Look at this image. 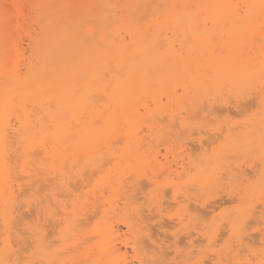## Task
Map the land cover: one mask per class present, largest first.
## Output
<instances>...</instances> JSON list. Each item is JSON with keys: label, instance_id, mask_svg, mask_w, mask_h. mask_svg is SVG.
I'll return each instance as SVG.
<instances>
[{"label": "bare ground", "instance_id": "6f19581e", "mask_svg": "<svg viewBox=\"0 0 264 264\" xmlns=\"http://www.w3.org/2000/svg\"><path fill=\"white\" fill-rule=\"evenodd\" d=\"M21 1L22 0H11V3L16 6L17 9H21ZM240 2L242 3V6H240V3L238 2H234V0H34V3L31 4V10L35 14L34 22L38 26L39 30L36 32L35 36H31L30 40L35 58L37 60L35 61L37 63H34V66L32 67H30V65L28 71L24 74L21 71L17 70L18 68L16 67V64L14 65L15 60L12 61V57L10 58V60L6 58L7 52L9 50L6 46L9 42H7L9 33L8 37H5L7 35L4 33L5 31L0 36V214L2 215L4 221H6V219L8 218L7 214L9 213V210L11 208L13 197H15V191H13L10 181L11 177L13 176H11L10 172L11 169H13L14 171V168H12V166L9 164V159L7 160V149L9 145L8 142H10L8 141V139L9 137H11L9 136L10 133H13V135L17 134L19 136V139L27 142L29 145H31V147L42 143L41 145L43 151H41L51 160L49 163L51 170L59 179V181H61L60 183L65 186H68L70 184L69 173L66 169L68 166L71 169H76V167L79 168L78 172L82 177L84 176L83 170L85 166L84 165L82 167L83 162L90 167L92 166V168L96 166V168L98 167L97 169L100 168V170H103L101 169V167H105V164L107 165V163H103V165L101 162L102 160L104 161L103 157H105L103 154L104 147L110 144L112 145V143L117 144L121 142L119 140V137H121V135L123 137V130L126 131L127 138L130 140L129 143H127V145L124 147L123 155L126 156L127 159L131 157V160H133L132 156L134 157L135 166H132V168L137 169L140 172L142 170L149 169L151 171L150 175L153 174L154 178H157L158 174L160 172L163 173V171H166V169L172 171L171 167L163 164V162L158 158L157 154V156L155 155L153 158L151 156V160L149 159V156L143 157L142 154H140L137 148L139 142L133 139V131L135 129V126L136 124L138 125V122H140L141 120L142 113L140 108L143 107L146 114L151 113V109L149 106L150 102L147 103L145 101V98L149 97L155 105V110L160 112L165 107H163L162 105L161 98L163 92L166 91L164 93H170L172 91L171 93L173 94V96H170V100H172L176 95L175 93L177 92L176 86L184 82L187 83L183 86V92L184 94H186L187 91L193 92L192 95H190L193 102H209L211 99L215 100L219 97V95L222 94V90L224 89V87H228L230 89L238 88V91H245L252 83L257 82V84H262L264 82V0H240ZM25 7L23 8L25 9ZM0 8L2 7L0 6ZM0 11L3 12V10L1 9ZM14 13L16 14V12L13 11V14ZM7 16L11 17L10 13L7 14ZM7 16H5L6 22L10 20L9 18V20L7 19ZM13 17L15 18V15ZM149 17H151V19L149 20V22H146ZM1 18L2 13L0 12V23L2 22ZM157 24H160V26H164L166 28L164 30L162 29L160 31H154L153 27ZM15 25L16 24L12 25L11 27H15ZM171 28H174L175 33H171V36H169L170 34L168 30ZM176 33L177 36L173 38L174 34ZM258 37H261V39L258 40ZM5 38H7L6 41L4 40ZM216 39L219 41V44L217 43V47H219L220 49L219 52H217V47L215 46L216 43L213 42ZM176 43L179 45V48L176 47ZM10 50L11 54L13 55L12 52H15V48L13 49L12 47ZM184 52L186 53L185 55H183ZM223 52L225 53L222 54ZM14 56H16L15 53ZM229 92L232 93L231 91ZM94 97L95 100L96 97H98L97 101H94L95 103H93L92 100V98ZM177 99L179 100V98ZM253 99L257 98L255 97ZM183 102L184 101H182V103ZM96 103L97 105H95ZM206 106L207 105H204V107ZM224 108L226 109L225 111L228 110L227 107H223V109ZM207 109L209 111V108ZM230 109L231 108L229 107V110ZM203 111H205V109ZM202 113L203 112L201 111V114ZM194 114L195 112L192 113V115ZM199 114L200 113H198V115ZM12 115H16V119H14V121L16 120L15 122H13V119H11L14 118V116L12 117ZM192 115V118L196 116ZM208 115L209 113L207 114V116ZM164 116L166 117L167 114ZM176 119L178 120V118ZM176 119L175 121H177ZM163 120L166 121V118H164ZM262 123H264V119H258L254 123L252 131L246 133L245 139H248L247 142L249 143V141H253L249 140L252 139L250 137H256V140L261 143L262 151L264 153V133L263 130H261V128L263 127ZM175 124H173L174 126L172 125L173 128L176 126ZM172 126H170V128ZM120 133L121 135H119ZM150 133L152 134V131ZM220 135L221 134H219L218 136L221 139L222 137ZM122 137L120 139L124 138ZM117 140H119V142ZM246 140H243L240 137L233 138L231 141L233 147L231 149H235L237 147V149H239L240 151L241 148L247 145ZM143 141L145 142L144 139ZM181 141L182 140H180V142ZM102 145H104V147H102ZM254 147L252 149H254ZM203 148H205V146ZM37 150L38 153H33L35 154V158L36 156H38V154L41 153V151L39 153V149ZM226 150L225 147L224 150L221 149L217 157L215 156L214 161H210L209 163H207V165L209 164L207 168H205L204 165L205 169L200 173L199 176L202 187L209 188L212 185H216V183L214 184V182L216 181L214 170L221 162L223 163V156ZM180 153L177 154V156L180 155V157H183V154L185 155V153H183L181 156ZM112 154L114 153H111V155ZM191 154L193 153L191 152ZM205 156L207 157V155ZM112 158L114 159V157ZM120 158L121 157L119 156V159ZM127 159L126 161H128ZM182 160L184 161L186 159L183 157ZM106 161L107 158L105 162ZM123 162L125 161H121V163ZM191 163V161L188 162L189 166ZM188 164L181 162L180 169H176V174L178 177L181 178L182 175H187L189 173V171L187 170L192 167H187L186 165ZM119 169L122 173L121 177L119 176L118 178L120 184V181L126 172H123L125 169L123 165L120 166ZM91 171H94V168L93 170L91 169ZM114 172L116 173V171ZM42 174L44 173L42 172ZM33 175L35 176V174ZM150 175L147 176L152 179V176L150 177ZM86 176L88 177V175ZM133 176L135 175H132V177ZM46 177L44 178V180H48V177ZM88 179L92 181V177L91 179L88 177ZM113 179L112 182L107 181L109 184V189L113 191L114 194L118 192L117 194L119 195L120 190H123V188L120 189L119 187V189H116L114 185H111L113 183ZM82 181H85V179H83ZM90 181L87 182L86 185L90 183ZM76 182H78V180ZM139 182L142 183V181ZM122 183L123 182H121V184ZM83 184L85 183L82 182V185ZM58 186L59 185H57V187ZM258 186L260 192L264 193V182L260 183ZM45 187L47 188V186ZM131 187H129L128 190H131ZM38 188L37 191H43L45 189L43 187V190H38ZM100 190H103V188ZM68 191V193H72V191ZM125 192L120 193V202L116 200L117 198L115 199V203L113 202V197V199L104 197L103 192H101L102 195L98 199L96 198V202L102 204L109 203L112 212L117 216L121 213V215L123 216V225L127 228V230H129V232H132L134 234L131 235V237H134L133 247L139 252V264H163L166 259H168V249L173 246L171 243H168L171 241H167L168 238L166 237H164L166 239L157 237V234L155 235L156 237H154L152 231L150 230V227L148 228L146 224V227L143 226L144 222L142 220L145 219L142 218L143 215L141 216V212H139L140 209H134L136 204L133 207L134 203L138 201H135V198L133 197H137L139 195H134L132 197V195H129L127 192ZM184 196L186 197L188 195ZM141 198L142 197H140L139 200ZM159 200L160 199L158 198V203L156 204L157 206H155V208L157 207V210L162 212L163 204L166 205V202L162 204ZM231 200L233 202L235 199L233 200L232 198ZM96 202H93L92 200L91 206L93 207V203ZM214 202L216 203L217 201ZM214 202L211 201V203ZM76 203L77 205L79 204L78 202ZM99 203H96V206L94 207L99 206ZM59 204L60 203L58 202V205ZM191 204L194 203L192 202ZM60 207L62 208L61 211H63L65 215L69 213V211H67L68 207L66 208V205H61ZM118 208L120 209V212H116ZM35 209L31 208V210ZM100 209L98 210L100 211ZM216 209L214 208V210ZM111 210H107V215ZM145 211L146 210L144 209V212ZM94 212L97 213V215L99 214L98 211ZM209 212L211 213L212 211H208V213ZM80 214L82 215L83 213H79L78 215ZM97 215L95 214V216ZM185 215L186 214H184V216ZM91 216H93V213ZM205 216L206 215L204 214V218ZM241 216L238 217L233 224H231V230L235 234V237L237 236L239 238L242 233L247 230L245 227H242L244 223H247L246 216L245 218L243 216V218H241ZM63 217L65 216L63 215ZM87 218H89V216H87ZM87 218L85 220H88ZM138 219H141V221L143 222H141L139 225V227L141 228H139L137 225ZM90 220L88 222L89 225L84 224L85 226H88V228L90 225H92V221L90 223ZM171 220L173 221V219ZM56 221L58 220L56 219ZM62 221L63 220H61V222ZM56 224L57 223H54V225ZM59 224H61L62 226V223H60V221L58 225ZM80 224L81 223L79 222L78 216L74 217L73 220H64L62 238L64 242H66V244L69 243L70 246H73L72 248H77L78 244L79 247L81 242L84 240L83 243H85L87 240L86 238H88L83 236L84 239L82 237L83 240L81 242L78 241L77 243V240H79L78 231ZM224 224L225 223H223V225ZM111 225L104 224L97 230L98 235L101 236V240L100 244L97 245L99 247L98 251L100 256L98 259L95 258L97 260L96 264H123V257L121 254L123 247L121 248V245L119 246L117 245L118 243L115 242V238L116 236H118L119 230ZM162 225L163 224L160 223L161 228H163ZM13 227H17V225H13ZM142 227H144L145 229H142ZM159 228H157V230ZM24 232L25 231H23V233ZM52 233L54 232L52 231ZM161 234L160 236H162ZM35 235L37 234H34V236ZM164 235L166 236L167 234L164 233ZM79 236L81 237V235ZM174 236L176 237V235ZM220 237H218V239ZM243 237L244 236H242L241 238ZM91 239L92 238H90L89 236V241ZM243 239L248 238L245 237ZM189 240L190 244L194 245L195 240ZM124 244L125 246H130L131 242L130 240L125 241ZM72 251H74V249ZM76 251L78 252V250ZM96 251L97 250L94 249L93 253H96ZM7 254L8 253L6 249L0 251V264L8 263ZM89 256L92 258V253H87V256L84 257L85 261L82 260L84 262L82 264H86L87 259L90 258ZM91 258L90 261H87L90 262V264L92 261ZM95 259L93 260L94 262ZM79 260H81V257ZM69 263L71 262L69 261ZM216 264L220 263L218 262Z\"/></svg>", "mask_w": 264, "mask_h": 264}, {"label": "rangeland", "instance_id": "374dc122", "mask_svg": "<svg viewBox=\"0 0 264 264\" xmlns=\"http://www.w3.org/2000/svg\"><path fill=\"white\" fill-rule=\"evenodd\" d=\"M3 1H6V2H3ZM21 2H22L21 9H17V7L11 3V0H1L0 6L2 8H0V9L3 10V12L0 11L2 13V18H1L2 22L0 23V36L3 34L4 31H5L4 33L7 34L5 37H8V33H9L8 39L7 38L4 39L5 41L7 39V42L9 41L8 43L6 42L7 43L6 46L9 49L7 52L6 58L8 60H10L11 57L14 58V59L11 58V60L12 61L15 60L14 65L16 64V67L18 68L17 70L21 71L24 74L28 71V68L30 65H31L30 67H32V66H34L33 65L34 63L35 64L37 63L36 62L37 60L35 58V55H34V52H33L32 46H31L30 38H31V36L36 35V32L39 30V28L36 25V23L34 22L35 14L31 10V4L34 3V0H25V1L22 0ZM234 2H238V3H240V6H242V3L240 2V0H234ZM6 5H8V6H6ZM23 7H25V9ZM11 10L16 12V14L15 13L13 14V11H11ZM9 13H10L11 17L7 16V14H9ZM14 15H15V18L13 17ZM5 16H7V19L9 18L10 20L8 19L9 21L6 22ZM150 19H151V17H149V19H147L146 22H149ZM261 19H263V18H261ZM14 24H16L15 27L14 26L11 27ZM164 26H160V24H157L153 27V30L154 31L155 30L160 31L162 29L164 30L166 28ZM172 29L174 30V28H171L169 30L167 29L169 31V34H170L169 36H171V33H175V30L173 31ZM168 31H166V32H168ZM13 33H15V34H13ZM176 36H177V33L174 34L173 38H175ZM257 39L260 40L261 37H258ZM213 42L216 44L217 43L219 44V41L217 39L214 40ZM216 44H215V46L217 47L218 44L217 45ZM12 47H13V49L15 48V52H12L13 55L10 52L11 51L10 49ZM176 47L179 48V45L177 43H176ZM185 48H187V47H185ZM12 51H14V50H12ZM219 51H220V49H219V47H217V52H219ZM14 53L16 56H14ZM224 53L225 52H223L222 54H224ZM253 53H256V52H253ZM185 54L186 53L184 52L183 55H185ZM186 83L184 82V83L178 84L176 86L177 92L175 93L176 95L173 97L172 100H170V96H173V94L171 93L172 91L170 92L171 94L168 92L164 93L166 91L163 92V94L161 95V98H162V105H163V107L164 106L165 107L160 112L155 110V105L149 97H146L145 101L147 103L150 102L149 106L151 109L150 110L151 113L146 114L143 107L140 108L141 113H142L141 120L139 119L140 122H138V125L136 124L135 129L133 131V139L137 140L139 142L137 148H138L140 154H142L143 157L149 156L150 160L157 154L158 158L163 162V164L171 167V170L174 171V172H172V171L166 169V171L164 170L163 173L160 172L158 174L157 178H154L153 174L150 175L151 171L149 169H145V170H142L140 172L137 169L132 168V166H135L134 157L132 156L133 160H131L130 159L131 157H129L127 159V157L123 155L124 147L130 141L127 138V134H126L125 130L122 131L124 138L122 137L121 133L119 134V135H121V137L124 140L120 139L121 137L118 136L119 140L121 142H119V140H117L119 142L117 144L112 143V145L110 144L106 147H104V145H102V147H104L103 154L105 157H103L104 161L102 160L101 162H102V164L107 163V165L103 164L105 167H103V166H102L103 168L101 167V169H103V170H100V168L97 169L98 167L96 168V166H94L93 167L94 171H97V172L91 171V169L93 170L92 166L90 167V166L84 164V162H83L82 167L84 165L85 166H84V170H83L84 176L82 177L78 172L79 168L76 167V169L75 168L71 169L68 166L66 168L67 172L69 173V181H70V184L68 186L62 185L60 183L61 181H59V179L56 177V175L51 170L50 165H49L51 160L49 159L48 156H46L42 152L43 151L42 150L43 148L41 145L42 143L31 147V145H29L27 142H24L21 139H19L18 138L19 136L17 134L13 135V133H10L9 136H11L12 138L9 137L10 140L8 139V141H10V142H8L9 145H8V149H7V157H8L7 160L9 159V161H8L9 164L12 166V168H14V171H13V169H11V172H10L11 176L12 175L14 176V177L13 176L11 177L10 181H11V186H12L13 191H15L14 192L15 197H13L11 208L9 210V213L7 214L8 218L6 219V221H4L2 215L0 214V251L6 249V251L8 253L7 256H8V263L9 264L10 263L20 264L21 262H22L21 264H47V263H51V264H55V263L56 264H72L73 263V264H76L77 262H78L77 264H82V263H84L82 260L85 259L84 257L87 256V253L88 254L92 253L93 257L91 258L90 257L91 255L89 256L92 259V261L95 258L98 259L100 254L98 251L99 247L97 245L100 244L101 236L98 235L97 230H98V228H100L104 224H106V225L112 224L111 226H114L117 230H119V234H118V236H116L115 242L118 243L117 245H119V246L121 245V248L123 247L122 252H121L122 257H123L122 258L123 262L122 261L121 262L123 264L124 263H126V264H139V252L137 250H135V248L133 247L134 246V242H133L134 237L133 236L131 237V235H134V234L132 232H129V230H127V228L123 225V223H122L123 216L121 215V213H120V215L118 214V216H117L115 213L112 212L109 203L102 204V203L96 202V198L98 199L102 195L101 192H103V196L106 198H109V199L114 198L113 202H115L116 198H117L116 200L119 201L120 193L125 192V191L129 195H132V197L134 195H139L137 197H133V198H135V201L138 200L137 201L138 203L137 202L134 203L133 207L136 204L134 209H140L139 212H141L140 214H141V216L143 215L142 218L145 220H142L144 222L143 223L141 221L142 218L140 220L138 219V223H137L138 227H139L140 223L142 222L144 224L143 225L144 227H146V226L148 228L150 227V230L152 231V234L154 235V237H156V236L160 237V238L166 237V238H168L167 241H171L168 243L169 244L171 243L173 246L170 249H168V254H167V258L168 259L170 258V259L169 260L166 259V261L163 264H166V263H168V264L169 263L170 264H178V263H181V264H216L218 262L220 264H235V263L236 264H264V209H263L264 208V193H261L260 190L258 189V187H259L258 185L260 183L264 182V155H263L264 153L262 151V145L259 141L256 140V137H250L252 139H249V140H253V141H249V143L247 142L248 139L247 140L245 139L246 133L252 131L254 123L258 119H260V120L264 119V82L262 84L261 83L257 84V82L252 83L251 85H249V88L245 91L244 90L238 91V88L230 89L228 87L227 88L224 87V89L222 90V94L219 95V97L217 99H215V100L211 99L209 102H207V101L193 102V100L191 99V96H190V95H192L193 92L187 91L186 94H184V92H183L184 91L183 86ZM229 91H231L232 93H230ZM233 91H235V92H233ZM95 96H97V95H95ZM167 96H169V97H167ZM252 96H253V98L256 97L257 99H253ZM250 97H251V100H250ZM177 98H179V100ZM97 99H98V97H96V100H95V97L92 98L93 103H95L97 101ZM185 99H187V100H185ZM182 101H184V102L182 103ZM212 101H214V102H212ZM211 103H212V106H211ZM199 104H201V105H199ZM214 104L218 105V106H215ZM95 105H97V103ZM197 105H198V108H197ZM204 105H207V106L204 107ZM239 105H241V106H239ZM223 107H227L228 110H229V107L231 109L229 111L227 110L228 111L227 112V111H225L226 110L225 108L223 109ZM238 107H240L241 109ZM188 108H190L191 110ZM201 108H202V110H201ZM207 108H209V111ZM204 109H205V111H203ZM198 110H199V112H198ZM223 110H224V112H223ZM182 111H183V113H182ZM189 111H191V112H189ZM201 111L203 112L202 114H201ZM216 111H218V112H216ZM178 112L179 113L181 112V113L179 114ZM194 112H195L194 115H196V116L192 115V113H194ZM212 112H214V113H212ZM198 113H200V114L198 115ZM208 113L210 115V116L208 115L210 118L207 116ZM218 113L219 114L221 113V114L219 115ZM166 114H167V116L165 117L164 115H166ZM190 114L194 117L192 118ZM175 115H177V116H175ZM13 116H14V118H11V119H13L12 121L15 122L16 120L14 121V119H16V115H12V117ZM187 116H189V117H187ZM170 117H171V119H170ZM164 118H166V121L163 120ZM176 118H178V120ZM175 119L177 121H175ZM191 119H193V120H191ZM230 120H231V122H230ZM212 121H214V122H212ZM210 123H211V125H210ZM246 123L248 126L246 125ZM173 124L176 125L174 128H173V126H174ZM262 125H263V127L261 128V130H263V133H264V123H262ZM170 126H172L171 128H173V129H171ZM223 128H224V130H223ZM181 130H182V132H181ZM139 131H140V133H139ZM151 131H152V134L150 133ZM214 131H216V132H214ZM171 132H174V133H171ZM219 134H221L220 135L222 137L221 139L218 136ZM168 135H170V136H168ZM215 135L218 137H216ZM235 137H240L243 140H246L247 145H245L243 148H241L240 151H239V149H237V147L235 149L234 148L231 149L233 147V144L231 143V141ZM247 137H249V136H247ZM125 139H126V141H125ZM143 139L145 140V142L143 141ZM11 140L13 141L14 144L12 143ZM180 140H182V141L180 142ZM149 144L152 146V148ZM203 145L205 146L206 149L203 148L204 147ZM224 147H225V150L227 149L226 151H228V152L230 151V152L228 153L225 151L224 156H223L224 157L223 163L221 162L218 165V167L214 170V176L216 175L215 176L216 181L214 182V184L216 183V185H212L209 188L202 187L200 179H199L200 173L205 168H207V166H209V164L207 165V163H209L210 161L211 162L214 161L215 156L217 157V155L220 153L221 149L224 150ZM253 147H254V149H252ZM32 149H33V151H32ZM37 149H39V153L41 150L42 151L35 158V154H33V153H38ZM148 150H149V152H148ZM177 151L179 153L181 151V153H180L181 156L183 153H185V155L183 154V157L186 160L183 161L182 160L183 157H180V155L177 156V154H179ZM191 152L193 154H191ZM201 152H202V154H201ZM211 152L214 154H212ZM242 152H244V153H242ZM111 153H114V154L111 155ZM205 155H207V157ZM227 155L228 156L230 155V156L228 157ZM14 156H16V157H14ZM19 156H20V158H19ZM119 156L121 157L120 159H119ZM151 156H152V158H151ZM112 157H114V159ZM43 158H45V159H43ZM106 158H107V161L105 162ZM108 158L110 159V162H109ZM111 159H113V160H111ZM126 159L129 162L126 161ZM17 161H18V163H17ZM121 161H125V162L121 163ZM189 161H191L194 166L192 165V163L189 166V164H188ZM181 162L188 164L186 166L189 168L190 167H192V168H190L191 171L188 168L189 170H187V171H189V173L187 172L188 173L187 175H182L180 178L176 174L177 173L176 169H180ZM232 163H233V165H232ZM122 165L125 167L123 172H126V173L123 175V177L120 181V184H119L118 178H119V176L121 177V174H122L119 168ZM204 165H205V168H204ZM224 165L225 166L228 165V166L225 167ZM213 167H215V166H213ZM106 170H108V171H106ZM114 171H116V173ZM42 172L44 174L45 173L46 174L44 175V174H42ZM147 172H148V174H147ZM91 173L93 174V176ZM33 174H35V176ZM41 174H42V176H41ZM226 174H227V176H226ZM17 175H19V176H17ZM86 175H88V177L90 179L92 177V181L93 180L94 181L93 182L90 181ZM132 175H135V176L132 177ZM147 175H150V177L152 176V179L149 178ZM46 176L48 177V180L47 179L44 180V178ZM187 176H188V178H187ZM53 177H55V178H53ZM83 179H85V181H82ZM112 179H113V183L111 185H114V187L116 189H119V187H120V189L123 188V190H124V191L120 190L119 195L117 194L118 192H116V194H114V192L109 189V184L107 181L112 182ZM154 179H155V181H154ZM39 180H41V181H39ZM77 180H78V182H76ZM80 180L83 183H85V184H83L84 187H83L82 182ZM88 180L90 181V183H88L86 185V183L89 182ZM69 181H68V183H69ZM139 181H142V183H140ZM48 182L49 183L51 182V183L49 184ZM52 182H54V183H52ZM121 182H123L122 183L123 185L121 184ZM135 183H137V184H135ZM29 184H31V185H29ZM48 184H49V186H48ZM77 184H80V185H77ZM57 185H59V186L57 187ZM85 185H86V187H85ZM172 185H174V186H172ZM183 185H184V187H183ZM45 186H47V188ZM74 186H75V188H74ZM129 187H131L130 189L132 190V192H131V190H128ZM168 187H170V188H168ZM37 188H38V190L39 189H41V190L44 189V190L43 191L39 190L40 191L39 192V191H37ZM102 188H103V190H105L106 188H108V189H106L105 191L100 190ZM164 188H165V190H164ZM240 188H242V189H240ZM159 189L162 193L159 191ZM68 190L72 191V193L71 192L68 193L69 192ZM223 191H224V193H223ZM136 192H137V194H136ZM47 193H48V196H47ZM183 194L188 195V196L185 197ZM156 195H157V197H156ZM179 196H180V198H179ZM140 197H142V198L139 200ZM197 197H198V199H197ZM158 198L160 199L159 201H161L162 204L166 202V205L163 204L162 212L157 210V207L155 208V206H157L156 204L158 203V201H157ZM217 198H219L220 200ZM232 198H233V200L235 199L236 201L234 200L232 202V200H231ZM46 199H48V200H46ZM68 199H70V200H68ZM94 199H95V201H94ZM227 199H229V200H227ZM43 200H44V202H43ZM57 200H59V201H57ZM92 200H93V202L99 203V206L94 207V206H96V203H93V207H92L91 206ZM150 200H151V202H150ZM20 201H21L22 205L20 204ZM211 201L212 202L217 201V202L211 203ZM41 202H42V204H41ZM58 202L60 203L59 205H58ZM76 202L79 203L78 204L79 207H78ZM154 202H155V204H154ZM192 202L194 204H191ZM62 203H64V204H62ZM75 203H76V205H75ZM87 203L90 205H88ZM218 203H220V204H218ZM54 204H56V205H54ZM61 205H64V206L66 205V208L68 207L67 208V211H69L68 214L65 215V213L63 211H61L62 210V208L60 207ZM86 206H87V208H86ZM151 206L153 209L151 208ZM207 206H208V208H207ZM19 207H21V208H19ZM204 207H206V208H204ZM213 207L215 209L216 208L217 209L214 210ZM31 208H33V209L36 208V209L31 210ZM80 208H81V210H80ZM143 208L146 210L145 212H144ZM92 209H93V211H92ZM98 209H100V211ZM108 209L111 211H110V213L108 212L109 214L107 215ZM163 209H164V211H163ZM197 209H199V210H197ZM94 211H96V212L98 211L99 214L97 215V213H95ZM208 211H212V212L211 213L209 212L210 213L209 214ZM57 212H58V215H57ZM85 212H86V214H85ZM116 212H120V209L118 208V210ZM214 212H215V214H214ZM79 213H83V214L78 215ZM92 213H93V216H91ZM94 213L97 216H95ZM202 213H203V215H202ZM184 214H186V215L184 216ZM204 214L206 215L205 218H204ZM54 215H56V216H54ZM63 215L65 217H63ZM241 215L244 218L246 216V219H247L246 222L247 223H244L242 227H245L248 231L247 230L244 231L239 238L237 236L235 237V234L231 230V224H233L234 221H236L237 218L240 217ZM77 216L79 218V222L81 223L79 226V231H78L79 240H77V243H78V241L81 242L84 239V237H88V238H86L88 241L85 239L86 240L85 243H83V241H84L83 240L81 242V244L83 243L82 245L80 244L79 247H78L79 244L77 245L78 249L72 248L73 246H70L69 243L66 244V242H64V240L62 238V230L64 227V220L65 221L66 220H73L74 217H77ZM87 216H89V218H87ZM242 216H241V218H243ZM86 218L88 220H85ZM108 218H110V219H108ZM251 218L253 221L251 220ZM56 219L58 221H56ZM171 219H173V221ZM61 220H63V221L61 222ZM89 220H90V223L92 221V223H91L92 225H90L88 228V226H85V225H89V223H88ZM17 221H20V222H17ZM59 221H60V223H62V226H61V224L58 225ZM54 223H57L56 225H58V226L54 225ZM160 223L163 224L162 225L163 228L160 227ZM223 223H225V224L223 225ZM145 224H146V226H145ZM13 225L14 226L17 225V227H13ZM141 226H142V224H141ZM144 227H142V229H145ZM139 228H141V227H139ZM157 228H159V229L157 230ZM220 228H222V229H220ZM48 229H49V231H48ZM23 231H25L26 233L24 232L25 233L24 234ZM52 231L54 233H52ZM27 232H28V234H27ZM59 232H60V234H59ZM33 233L37 234V235L34 236ZM38 233H40V234H38ZM159 233L160 234L162 233L161 234L162 236H160ZM164 233H166L167 235L165 236ZM51 234H52V236H51ZM79 235H81V237ZM174 235H176V237ZM89 236H90V238H92L91 239L92 241L91 240L89 241ZM242 236H244L243 238L246 237V238L251 239V240L243 239V238H241ZM82 237H83V239H82ZM171 237H172V239H171ZM198 237H199V239H198ZM218 237H220V238L218 239ZM166 238H164V239H166ZM216 238H217V240H216ZM53 239H54V241H53ZM189 239H193V241L195 240L194 245L190 244ZM202 239H204V240H202ZM241 239H243V240H241ZM129 240L131 242V245L125 246L124 242L129 241ZM34 241H35V243H34ZM176 241H177V243H176ZM180 241H181V243H180ZM202 241L203 242L205 241V242L203 243ZM145 242H147V241H145ZM34 244H35V247H34ZM261 244H263V245H261ZM87 245H89V246H87ZM81 246H83V247H81ZM91 248H93V249H91ZM73 249H74V251H72ZM86 249H88L89 251ZM94 249L97 250L96 253H93ZM76 250H78V252ZM85 250H86V254H85ZM9 251H10V253H9ZM83 254H84V256H83ZM9 256H10V258H9ZM243 256H245V257H243ZM80 257H81V260H79ZM75 258H76V260H75ZM90 258L87 259V261H90ZM225 258H226V260H225ZM96 259H95V262L91 261V264H94V263L96 264V261H97ZM209 260H210V262H209ZM65 261H67V262H65ZM69 261L71 263H69ZM87 261H86V264H90V262H87Z\"/></svg>", "mask_w": 264, "mask_h": 264}]
</instances>
